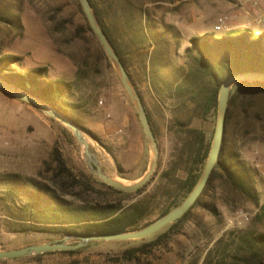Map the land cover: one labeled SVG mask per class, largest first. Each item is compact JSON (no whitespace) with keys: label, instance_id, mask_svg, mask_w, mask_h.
<instances>
[{"label":"rangeland","instance_id":"rangeland-1","mask_svg":"<svg viewBox=\"0 0 264 264\" xmlns=\"http://www.w3.org/2000/svg\"><path fill=\"white\" fill-rule=\"evenodd\" d=\"M99 5L144 98L159 145L158 166L141 192L117 194L90 170L84 146L67 125L0 87V250L68 236L21 230L11 209L15 199L19 204L26 199L9 193L7 174L56 188L75 202L146 203L149 215L140 227L182 199V181L193 168L196 151L190 130L203 131L212 143L217 120L214 111L202 109L215 82L201 74L193 40L245 33L256 38L264 33V0H100ZM142 25H152L169 39L165 52L170 71L193 72L196 82L161 89L153 80L152 64L159 45L137 37ZM5 56L14 58L12 68L18 72L47 66L42 86L66 82L58 102L82 126L107 174L133 183L146 173L152 152L139 114L80 0H0V58ZM237 88L235 84L232 92ZM223 152L239 154L251 167L258 201L236 189L217 168L200 202L173 227L172 223L145 238L97 240L74 252L2 259L0 264H252L235 263L234 257L238 238L264 234V93L245 91L233 105ZM195 168L202 175L205 163ZM166 232L160 243L151 244ZM134 247L140 249L131 252Z\"/></svg>","mask_w":264,"mask_h":264},{"label":"trees","instance_id":"trees-1","mask_svg":"<svg viewBox=\"0 0 264 264\" xmlns=\"http://www.w3.org/2000/svg\"><path fill=\"white\" fill-rule=\"evenodd\" d=\"M91 2L104 30L127 67L124 50L118 44L117 39L114 37L106 21L104 13L99 5L100 0H91ZM137 37H139L140 40L152 39L154 44L159 45L158 49L155 50V57L152 62L154 66L153 80L160 85L162 90L170 91L178 86H187V84L190 85L196 82L197 74L193 72L185 73L184 70L176 72L170 71V62L166 59L165 52V44L169 43V39L166 38L164 32L154 30L152 25H142ZM192 47L198 51L199 70L201 74L215 82V86L202 100V109L205 113L214 111L215 114H217L220 86L223 80L229 75L238 72L264 71V33L256 38L249 37L247 33L242 35L228 34L221 38L213 39L212 41L209 37L204 36L203 38H195ZM13 61L14 58L12 56L0 58L1 78L17 87L25 89L31 94L45 99L74 120L67 110L58 102V99H60L66 91V82L55 80L49 82L48 85L42 86L40 81L48 75L47 66L36 67L23 73L15 71L12 68ZM236 85H238L237 91L231 92L230 95L227 120L231 108L239 99L243 98L245 91L264 93V82H243ZM190 131L194 135V150L196 151L193 157V168L182 181L185 195L182 199L176 200L168 206L162 212L161 216L179 205L195 188L201 177V174L195 171V166L203 163L206 165L212 143L207 141L206 134L203 131L199 129H191ZM223 151L221 152L215 170L217 168L223 169L229 181L236 189L258 201V193L251 174V167L239 154L234 153L230 156H226ZM4 179L8 184L10 194H16V196L22 195L25 197L23 201L26 199V202L21 204L15 199V206L11 209L12 217H14L15 222L21 225L22 231H55L67 235L115 233L139 228L141 223L149 215V205L143 202L128 206H124L115 199L104 201L82 200L80 202H75L59 194L56 188L38 182L35 183L30 182V180H24L19 174H7ZM103 184L117 194L123 196L132 194L117 190L104 182ZM209 185L202 196L209 188ZM142 190L143 188L139 189L137 192H141ZM200 198L194 206L200 202ZM261 210L264 216V204L261 206ZM189 211L182 218L174 222L172 227L177 225L180 221L185 220ZM15 212H18V214ZM23 213L27 215H23ZM167 235V232L162 234L156 241L151 242V244L155 245L160 243ZM238 239L240 248L234 257L235 263L236 260H246L252 264H264V234L244 236ZM137 249L140 248L134 247L130 251L135 252ZM131 254L135 255L134 253Z\"/></svg>","mask_w":264,"mask_h":264},{"label":"water","instance_id":"water-1","mask_svg":"<svg viewBox=\"0 0 264 264\" xmlns=\"http://www.w3.org/2000/svg\"><path fill=\"white\" fill-rule=\"evenodd\" d=\"M80 2L93 31L97 35L108 57L117 68L120 78L125 88L127 89L130 97L132 98L139 114L152 152L151 163L146 173L139 180L128 184L123 183L115 177L107 174L102 168L100 160L92 149L91 144L88 138L86 137L85 131L81 125L76 123L69 116L64 114L62 111L57 109L45 99L31 94L23 88L11 84L1 77L0 87L7 93L13 95L14 97L36 105L48 115L60 120L65 125H67L73 131L77 140L84 146L86 163L89 166L90 170L107 185L120 191L133 193L143 188L149 183L158 166L159 145L157 137L141 93L138 90L135 82L133 81L130 72L125 66L115 46L113 45L106 31L104 30L91 0H80ZM243 82H264V71H247L234 73L225 78L221 83L218 97L216 127L204 171L195 188L179 205L171 209L166 214L153 220L152 222L134 230L82 236L70 234L60 241L28 245L26 247L17 249L0 250V260L18 258L33 254H42L52 251H75L84 248L97 240L112 241L145 238L157 233L167 225H170L182 218L186 213H188V211L194 206L197 200L202 196L211 181L217 162L225 145L227 133V116L232 88L235 84ZM74 237H78L80 240L75 243L69 242V239Z\"/></svg>","mask_w":264,"mask_h":264},{"label":"bare ground","instance_id":"bare-ground-1","mask_svg":"<svg viewBox=\"0 0 264 264\" xmlns=\"http://www.w3.org/2000/svg\"><path fill=\"white\" fill-rule=\"evenodd\" d=\"M96 155H97V154H96ZM116 179H118V178H116ZM118 180H120V179H118ZM120 181H122V180H120ZM122 182L128 184L127 182H124V181H122Z\"/></svg>","mask_w":264,"mask_h":264}]
</instances>
